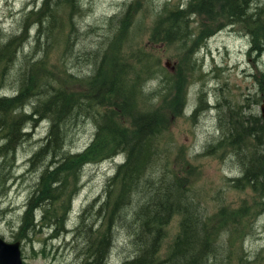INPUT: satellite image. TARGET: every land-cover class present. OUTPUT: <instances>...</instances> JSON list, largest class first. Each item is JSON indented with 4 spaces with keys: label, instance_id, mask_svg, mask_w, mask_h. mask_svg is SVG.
Masks as SVG:
<instances>
[{
    "label": "rangeland",
    "instance_id": "374dc122",
    "mask_svg": "<svg viewBox=\"0 0 264 264\" xmlns=\"http://www.w3.org/2000/svg\"><path fill=\"white\" fill-rule=\"evenodd\" d=\"M81 1L83 8L81 14L77 15L76 22L80 27L92 28V36L80 40L75 52L67 54L68 57L64 56V52L68 44L70 11L65 2L51 0L50 5H46L45 0H0V26L7 33L21 36L25 40L24 52L31 54L33 44L29 41H33L36 35V24L44 22L43 14L49 15L50 11L54 17L49 15L51 22H44L47 23L48 32L44 40L49 42V45L45 44V48L51 49L53 53L47 55L45 72L52 71L60 82L76 89H85L84 82L77 80L74 83L73 80H68L67 73L69 71L82 75V71L89 70L86 58L83 55L78 57L87 47L95 50L103 45L100 54H105L99 63L103 71L112 62L127 65L125 67L131 79L129 80L138 79L134 101L139 100V107L149 104L145 111L160 115L158 121L163 127L166 123L169 125L162 137L163 142L171 148L170 158L175 162L174 166L181 175L187 176L188 192L206 215L205 221L212 222L213 233L221 234L227 240L229 249H225L223 255L226 263L240 264L239 258L242 256L244 259L248 258L249 264H264V205L251 188L233 187L234 178L240 174L241 166L235 150L230 145L227 146L228 124H223V118L228 123L232 120L219 107V103L233 105L253 102L264 94V48L253 50L254 41L257 42L258 38L254 39L252 28L236 24L222 29L221 20L197 15L194 18L196 23H191L190 28L194 27L198 31L189 29L195 36L184 46L163 41L165 37L159 32V28L156 29V23L164 18L167 9L181 8L186 5L187 0ZM31 11H34L33 14L39 12L40 18H29L27 15ZM124 18L129 23L122 32L124 38L119 36L117 41L112 40L109 48L104 43L110 35L105 37L104 43H100L101 35L109 34L106 23L121 24ZM201 34L211 35L204 46H201L204 42ZM42 45L43 39L41 47ZM113 56H119L120 61L112 60ZM193 57L197 59V64L191 73L190 60ZM141 58L150 60L151 69L153 62L157 61L161 69L172 74L175 89L170 94L159 84V79L151 80V72L148 75L140 72L141 68L137 64ZM152 90L161 95L150 103L151 96L156 93L151 92ZM201 90L205 94L204 112L195 119L191 117V113ZM261 105L262 103H252L249 114L258 110L260 112ZM125 117L126 125L129 126L132 114H126ZM42 127L27 130H31L32 134L19 145L15 158L0 157V235L9 241H22L24 264H89L93 248L86 246L83 239L87 235L88 239L92 238L90 236L100 228L94 226L90 230L88 223L82 225L79 234L74 228L80 223L84 208L96 196L104 193L108 178L114 173L117 161L122 160L124 155L118 160L109 158L88 163L84 167L81 180L76 185L71 182L69 187L72 193L76 192V197L71 203L72 212L68 219L66 214L63 216V203L51 200L52 196H48L45 189H40L30 199L31 192L38 183L36 173L39 171H31L27 160L40 145V137L46 129ZM95 131L92 121L70 130L67 145L72 155L82 152L91 143ZM1 142L0 139V145ZM208 144L212 145L206 148ZM186 169L191 170V173H186ZM220 208H226L230 213L242 210L245 217L241 228H231L229 232L225 230L221 233L216 220ZM105 216L108 218V211ZM54 220L59 223L56 224ZM62 221H68V226L74 230L60 231ZM179 222L180 216H175L171 221L165 247L178 233ZM237 223L233 222V226ZM121 230L124 233L127 231L126 228ZM122 235L124 234L121 233L119 247L110 257V264H121L124 258L132 255V246L125 245L126 237Z\"/></svg>",
    "mask_w": 264,
    "mask_h": 264
},
{
    "label": "trees",
    "instance_id": "16d2710c",
    "mask_svg": "<svg viewBox=\"0 0 264 264\" xmlns=\"http://www.w3.org/2000/svg\"><path fill=\"white\" fill-rule=\"evenodd\" d=\"M45 1L46 5H50L51 0ZM60 1L61 3H67V8L70 11L68 44L64 52V56L68 57L67 54L75 52L80 40L92 36V28L80 27L76 22L77 15L81 14L83 8L81 0ZM257 1L201 0L194 6L198 15L209 16L216 21L229 16H235L241 20V17H246L248 12L258 11L261 16L254 15L250 24L260 27L261 32L262 30L264 32V6L263 8L259 6ZM49 15L54 17L50 11ZM161 19H180L182 22L174 26H164L156 23V29L159 28V32L165 37L163 41L176 42L184 46L190 42L191 33L189 29L191 23L180 14V8L167 9L164 18ZM247 23L249 21L246 20L244 24H233H243L245 27H249ZM106 24L108 25L107 33L109 34L101 35L100 43H104L105 37L110 35L104 43L109 48L112 40L117 41L119 36H121V39L124 38L122 32L129 23L124 18L121 20V24ZM46 27L47 23L44 22L36 24L35 42H38L37 46H41L43 39V48H45V44L49 45V42L44 40L48 36ZM16 35L18 34H15L9 41L3 42L1 41L0 32V65H8L14 59L20 60V62H22V59H26V54L21 57L23 43H19ZM154 36H156V32H154ZM253 36H255L254 33ZM255 38L258 39L257 42L254 41L253 50L264 48V37L255 36ZM33 46L35 48V45ZM102 46L97 47L95 50L87 47L83 54H78V57L83 55L86 58L89 70L82 71V75L69 71L67 73L68 80H73L74 83L77 80L84 82L85 89L83 90L76 89V87L68 84L65 87H58L49 81V78L53 76V72L47 71L45 73L43 81L45 94L34 101L33 107L46 111L48 115L53 114L52 121L55 124L51 129L47 144L41 148L40 153H55L56 148L63 141L67 142L71 129L92 121L96 129V141L90 143L82 152L74 153L73 160L81 163L101 162L109 158L113 159L119 153H124L125 159L123 163L118 165L117 173L113 177L119 181L115 201H104L100 209V211L104 209L107 204L113 205L116 214L121 212V217L116 219L115 216L110 214L109 223L103 225L99 230L97 229L96 232L99 237L96 247L102 248L107 243L108 247H105L110 254L115 247L113 239L116 238L117 242V238H121L122 233L126 237L127 242L124 241L125 245L135 247L136 251L129 257L124 258L121 264H218V260H222L225 254V249H229L227 240L223 235L213 233L212 222L205 221L207 217L200 207L196 209V212L194 211L195 213H188L186 204L171 200L172 197L178 198L183 195L181 192L182 184L184 181L188 182V179L187 176L180 174L174 166L175 162L170 158L171 148L169 144L163 142L162 137L165 127L158 121L160 115L145 111L146 107H139V100L134 101V93L138 90V79L130 81L126 69L127 65L112 62L106 71L102 70L99 65L103 60L102 56L105 54H100ZM32 54L33 50L28 57ZM112 60L120 61V58L119 56L117 58L113 56ZM29 63L34 65L36 61L34 58H29ZM137 67L141 68L140 72L143 75H148L151 72L149 77L152 76L153 68L151 69V66L147 65L146 58H141ZM46 70L47 66H45ZM173 84L174 82L170 81L168 77L167 86L164 88L168 94L175 89ZM12 109L11 100L0 98V139H5L0 145V157L5 159L10 156L15 158L16 149L12 145L15 142L19 145L21 137L28 135L22 133L23 124L27 121H22L19 118L13 119L10 114ZM126 114H132L129 126L126 125ZM196 114L195 111L194 115ZM255 115L251 113L249 117L253 118ZM120 116L121 118H119ZM161 118L165 122L163 115H161ZM227 124V146L230 145L235 150L241 166V176L234 178L233 187L237 189L251 188L256 197L260 199L261 204L264 205L263 133L255 131L249 124V120L242 116L236 117ZM159 170H161L160 174ZM185 172L190 174L189 169H186ZM153 187L159 190L165 189L161 201L156 200L154 203L151 201L155 196L154 193L153 196L150 193ZM135 191L139 192L141 196L138 204L145 207L146 214L128 209V204L131 201L128 194ZM51 200H55V198L51 197ZM175 215L180 216L179 231L172 242L165 247L166 225L171 223L170 220ZM122 217L125 219L130 218L131 221L125 224L122 222ZM216 217L217 223L221 227L219 231L223 233L225 230L229 232L231 228L240 229L241 227L238 224L233 226V222L242 221L245 215L242 210L231 211L230 213L226 208H220ZM226 225L227 227H225ZM89 226V229L93 230V225L90 224ZM121 228H126V233ZM92 250L90 257L93 258L98 255V252L95 248ZM109 254L101 255L100 251L97 259H92L93 264H106L104 260ZM215 257H218V259ZM229 259H231V256ZM239 260H241L240 264H249L248 258L244 259L240 256Z\"/></svg>",
    "mask_w": 264,
    "mask_h": 264
},
{
    "label": "bare ground",
    "instance_id": "6f19581e",
    "mask_svg": "<svg viewBox=\"0 0 264 264\" xmlns=\"http://www.w3.org/2000/svg\"><path fill=\"white\" fill-rule=\"evenodd\" d=\"M201 0H187L186 1V5L180 8V14L189 22V23H196V21L194 20L195 16L198 15V13L196 12L197 10L196 7L194 6L196 3L200 2ZM46 2V1H45ZM257 4H259V6H264V2L263 1H257ZM261 4V5H260ZM32 10V9H30ZM178 11V10H177ZM34 11H31L30 14H28L27 16L30 17H35L37 16L38 18H40V14L39 12L37 13H32ZM254 15H259L261 16L258 11H250L248 12L246 17H241L242 19L239 20L237 17L235 16H229L226 17L224 19L221 20V27L222 29H224V27L226 26H234L236 24L233 23H245V21H249L248 26L252 28L254 35L257 37H264V32L262 30L261 32V28L257 27V26H253L250 23L252 22V17ZM246 18V19H244ZM42 20L44 22H51V17L48 14H43L42 16ZM213 20V19H212ZM157 23H159L160 25H164V26H174L177 23H182L180 21V19H174V20H164V19H159L157 21ZM184 23V22H183ZM185 26V25H183ZM186 28V27H185ZM188 28V26H187ZM186 28V29H187ZM189 29V28H188ZM192 31H198V29L191 27L190 28ZM194 29V30H193ZM5 28L0 26V32H1V39L3 40V42H7L10 39H12L14 37V34L12 33H7V31H4ZM204 37V42L201 46H204V44L208 41V39L210 38V36H207L206 34H201ZM195 33H191V36L189 37V41L193 40L191 39L194 38ZM33 41H29L30 44L35 45V48L33 46V57H28L29 53L28 51L24 52L25 48H24V44L22 45V50L23 52L20 53L21 57L22 55L26 54V61L24 59H22L20 62V60L14 59L12 61H10V63L8 65H0V98H4L7 100H11L12 104H13V109L11 111V115L12 118H19L22 121H27L26 123H24L23 125V129H22V133H27V136H22L21 137V141L19 140V145L26 139L28 138L31 134L32 131L29 130L27 131L29 128H40L42 127V129H45V133L43 134L42 137H40V145L36 147V149L34 150V152L32 153V155L28 158V166H30V170L32 171L33 169H35L36 171H39V173H36L38 175V183L37 186L33 189V191L31 192V198H33L35 193H39L40 189H45L46 193L52 197L55 198L56 201H61L64 205V212L63 213L65 216H69L71 215L72 212V207H71V203L73 204L75 197H76V192H73L69 189L70 184L72 182V184H77L78 181L81 180V174L84 170V167L88 164L87 162L85 163H81L79 161H74L73 160V155H72V151L68 148L67 142L63 141L61 143V145H59L58 148H56L55 153H40L41 148L47 144L50 135H51V129L54 127L55 122L52 121V116L53 114H47L46 111H42L40 109H36L34 106V101L37 99H40V97L44 96V90H43V81L45 79V66H46V62H47V55H50L53 53V51L51 49L48 48H43L40 45H38V42H35L36 40V35H34L33 37ZM19 43H25V40L22 39L21 36H18ZM28 53V54H27ZM29 58H34V60L36 61V63L34 65L29 63ZM147 61V65L149 66L150 60L146 59ZM190 62L192 63V67L190 69L189 72H193L196 64H197V59H195L194 57L191 58ZM154 66L153 67V74H152V79L151 80H155V79H159V84H161L162 86H167L168 83V77L170 79V81L173 82V77L172 74L169 75V72L164 71L163 69H161V65L160 63H157V61L153 62ZM188 72V73H189ZM166 78V80H165ZM53 84H55L58 87H65L67 86L66 84L60 82L57 77L55 75L51 76L49 78ZM160 85V87H161ZM174 85V84H173ZM7 89V90H6ZM151 92H156L154 90H152ZM161 95V93L157 94L154 93L151 96V100L150 103H152L153 101H156L157 99H159V96ZM204 91L201 90L200 94H199V99L196 102L195 107L193 108V111L191 113V117L197 119L198 115H202V112H204V100H203V96H204ZM224 101H227V99H224ZM252 103H262L261 105V111L259 112V110L254 113L256 114L253 118L249 117V108L250 105ZM263 104H264V94L261 95L260 97H258L256 99V101L254 100L253 102L251 101H247V102H243L241 104H227L225 103V105H222L221 103H219V107L223 110L224 115L229 118L230 120L235 119L236 117H244L246 120H249V124L253 127V129L255 131H259L261 133H263V138H264V114H263ZM145 104H143V107H147L148 105L144 106ZM152 106H154L153 104H151ZM211 107V106H210ZM225 108V109H224ZM196 111V115H194ZM121 114V112H119ZM121 118V116L119 117ZM227 123L224 122V118H223V124ZM169 125L166 124L165 126V130H168ZM1 135V133H0ZM96 139V134L94 135L91 143ZM2 143L5 141V139L1 140ZM96 141V140H95ZM19 145L15 142L12 146L16 149L19 147ZM211 144H208L206 148L210 147ZM68 148V149H67ZM15 152V155H16ZM78 153V152H76ZM121 155H124V153H119L117 154L114 159L116 158H120ZM118 160V159H117ZM124 157L122 160H118V164L116 166V169L118 167V165H120L121 163H123L124 161ZM114 170V173L112 174L111 177L108 178L106 184H105V188H104V193L102 195H98L96 196L83 210V212L80 215V223L78 225H76L75 231L80 232V228L82 227V225H85V223H90L94 226H98V229L101 228L103 225H106L109 223V217L110 214L115 216V218H119L121 217V212H118L116 214V212L114 211L115 206H111L109 204L105 205V208L101 209V205L104 201L109 202L115 201V193L118 191V187H119V181H117L113 178L116 173L117 170ZM159 170V174H160ZM191 173V170H190ZM238 176H241V171L240 174ZM112 178V179H111ZM188 186H189V180L188 182L184 181L182 184V188H181V192H182V196L180 197H172L171 200L176 202V201H180L183 204H186V209L188 213H192V212H196V209L199 207V204L197 202V200L193 197L190 196V193L188 192ZM164 188L163 189H157L156 187L150 191L151 196H153L152 194L154 193V199H152L151 201L154 203L156 200L161 201V196L164 192ZM68 192V193H67ZM133 192V191H132ZM130 192L128 194V197L130 198V203L128 204V209L130 211H135V212H144L145 214L146 209L145 207H143L142 205H139V201L141 200V196L139 195V192L135 191L134 193ZM71 196H69V195ZM108 211V218H106V216H104L106 214V212ZM194 212V213H195ZM193 213V214H194ZM178 216V215H175ZM174 216V217H175ZM173 217V219H174ZM173 219H171L170 221H172ZM56 224L59 223L58 220H54ZM131 221L130 218L125 219L122 217V222L123 223H127ZM243 223L242 221H238V225L241 227ZM115 224V222H114ZM170 224L166 225V231L168 230ZM61 227V229H59L60 231H68L70 232L71 230H74L73 228H70L68 226V221H62V224L59 226V228ZM97 230V229H96ZM177 235V234H176ZM98 234L97 232L93 233V236H90L92 238L88 239L89 236L84 237L83 241L86 244V246H90V248H95L98 252V255L101 251V255L103 254H109L107 251L108 244H104V246H102V248H98L97 246V238ZM165 239H167V236L165 237ZM165 241V240H164ZM163 241V242H164ZM113 243L115 245L114 250L116 248H118L119 244L121 243V238H117V242H116V238L113 239ZM106 246V247H105ZM132 254L136 251L135 247H132ZM113 251L107 256V261L106 264H110V257L112 256ZM98 255L91 259L96 260ZM216 259H218V257H215ZM104 261V262H105ZM89 264H93L92 260L88 261ZM218 264H228L226 263L225 259L222 257V260L219 259Z\"/></svg>",
    "mask_w": 264,
    "mask_h": 264
},
{
    "label": "water",
    "instance_id": "95a60500",
    "mask_svg": "<svg viewBox=\"0 0 264 264\" xmlns=\"http://www.w3.org/2000/svg\"><path fill=\"white\" fill-rule=\"evenodd\" d=\"M0 264H23L20 241L7 242L0 237Z\"/></svg>",
    "mask_w": 264,
    "mask_h": 264
},
{
    "label": "clouds",
    "instance_id": "9594fccd",
    "mask_svg": "<svg viewBox=\"0 0 264 264\" xmlns=\"http://www.w3.org/2000/svg\"><path fill=\"white\" fill-rule=\"evenodd\" d=\"M145 91L147 92V89H145Z\"/></svg>",
    "mask_w": 264,
    "mask_h": 264
}]
</instances>
